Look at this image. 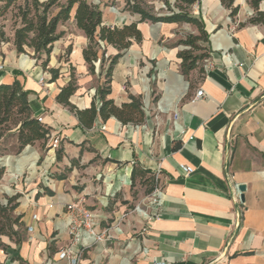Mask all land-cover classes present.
Listing matches in <instances>:
<instances>
[{
  "label": "crops",
  "instance_id": "0c3cea01",
  "mask_svg": "<svg viewBox=\"0 0 264 264\" xmlns=\"http://www.w3.org/2000/svg\"><path fill=\"white\" fill-rule=\"evenodd\" d=\"M87 1L100 8L105 25L138 24L143 40L117 61L108 98L121 105L141 97L145 122L123 125L97 116L86 129L57 102L74 73L71 103L99 107L98 89L119 53L101 43L95 73L89 71L76 7L58 27L63 36L46 70L32 51L18 54L13 40L2 42L0 84L20 82L32 116L43 119L50 136L44 148L37 143L0 158L6 168L1 185L7 196L20 195L15 214L23 216L22 242L2 237L7 249L0 248V264H69L59 252L71 240L67 205L75 203L95 212L100 230L120 221L114 238L86 250L79 264H264V25L246 24L254 15L249 0H235V19L220 0L189 9L205 24L209 57L203 72L188 77L175 44L198 34L194 25L142 21L127 6L132 0ZM162 1L157 12L143 8L169 15ZM167 1L174 9L175 1ZM52 69L59 70L55 81ZM199 90L205 96L195 101ZM181 165L195 172L188 176ZM135 168L144 174L133 185ZM158 170L161 211L147 222L129 209L149 194L152 185L144 181Z\"/></svg>",
  "mask_w": 264,
  "mask_h": 264
},
{
  "label": "trees",
  "instance_id": "16d2710c",
  "mask_svg": "<svg viewBox=\"0 0 264 264\" xmlns=\"http://www.w3.org/2000/svg\"><path fill=\"white\" fill-rule=\"evenodd\" d=\"M132 1L134 4L132 5L129 1L127 6L131 11L140 14L142 21L151 20L153 22L194 25L198 34H188L181 37L175 45L182 47L178 52V57L181 59V72L185 77L197 69L203 72L202 63L209 57L206 46L209 42V35L205 30L203 20L192 16L189 12V9L200 3L201 0H174L173 7L176 11L169 1L164 0L170 14L159 17L146 11L142 7L141 0ZM220 1L225 8L230 10V17L235 19L239 11V7L234 5L235 0ZM13 2L14 0H0V4L3 3L2 6L0 5V14L8 10ZM261 2L262 0H251L250 4L255 16L250 18L246 24L264 25V10L259 8ZM74 7H76V24L88 38V46L83 55L89 65V71L95 73V64L99 61L98 50L101 43L106 46H114L119 53L110 60L105 74V83L98 89L101 100L99 107L93 103L91 108L81 110L71 103L70 99L78 88L74 73L71 74L70 82L58 94L57 102L74 113L86 129L92 128L97 116H100L104 121L114 117L123 125L143 124L146 115L141 97H131L130 102L121 105L108 98L111 94L112 72L117 61L131 47L133 41L140 43L143 40L137 23L134 22L122 27L105 25L103 12L87 0H67L66 3H62V0H26L25 7L20 8L19 11L21 26L17 27L14 32L13 43L17 53L28 54L30 49L33 52V57L41 61L42 67L46 70L50 62L53 45L63 36V33L58 31V27L71 19ZM6 41V33L0 27V44ZM104 58L103 54L102 63ZM50 72L52 74L51 80L55 81L59 77V70L52 69ZM6 133H11L13 137H16L17 154L21 153L25 147L37 143H40L44 148L50 136V129L32 116L28 92L18 81L12 84H0V142L5 138ZM57 158H60V151L57 153ZM5 174L6 168L0 165V183ZM143 174V171L135 168L132 184L134 185L136 178L143 176ZM153 175L144 181L145 184L150 183L152 185L150 192L153 190ZM19 198L20 195L16 194L11 197L5 195L4 200L0 199V248L7 249V246L1 242L4 236L17 244L22 242L20 230L23 216L15 214L20 204Z\"/></svg>",
  "mask_w": 264,
  "mask_h": 264
},
{
  "label": "built area",
  "instance_id": "2783aa9c",
  "mask_svg": "<svg viewBox=\"0 0 264 264\" xmlns=\"http://www.w3.org/2000/svg\"><path fill=\"white\" fill-rule=\"evenodd\" d=\"M113 10H116L113 8ZM4 65H0V70ZM205 96L203 90L197 91L194 100L202 99ZM42 123L43 119H38ZM192 139V138H191ZM186 175H192L195 170L188 165H181ZM153 190L142 198L133 208L129 209L130 214H138L145 221H149L159 216L164 195L161 184V170L153 173ZM101 179V176H99ZM71 213L69 221L70 243L59 252V259L66 260L69 264H79L83 253L91 248L106 244L114 238V234L120 231V221L117 223L99 229L98 216L94 211L85 208L80 203L67 205Z\"/></svg>",
  "mask_w": 264,
  "mask_h": 264
},
{
  "label": "rangeland",
  "instance_id": "374dc122",
  "mask_svg": "<svg viewBox=\"0 0 264 264\" xmlns=\"http://www.w3.org/2000/svg\"><path fill=\"white\" fill-rule=\"evenodd\" d=\"M25 1L26 0H14L11 7L8 10H6L4 13L0 14V27L6 33L7 41L13 40L15 29L21 26L19 11H20V8L25 7ZM162 2H163L162 0H141L142 7H144L146 10L150 12L152 11L157 12L156 8L160 7ZM250 3H251V0H249V4ZM0 5L2 6L3 3H1ZM250 7H251V4H250ZM259 8L260 10H264V0H262V2L260 3ZM162 9L164 10V8H161V10ZM251 9L253 8L251 7ZM253 16H255V14ZM28 51H31V50L29 49ZM12 135L13 134L11 133H6L5 138L1 140L0 142V156L1 157H4L10 153L17 154L16 153V150H17L16 137H13ZM4 191H5L4 187L0 183V199L1 200H4V196L6 195Z\"/></svg>",
  "mask_w": 264,
  "mask_h": 264
},
{
  "label": "water",
  "instance_id": "95a60500",
  "mask_svg": "<svg viewBox=\"0 0 264 264\" xmlns=\"http://www.w3.org/2000/svg\"><path fill=\"white\" fill-rule=\"evenodd\" d=\"M240 191L244 192L245 191V186H243V185L240 186ZM241 199H242V201L244 200V196L243 195L241 196Z\"/></svg>",
  "mask_w": 264,
  "mask_h": 264
}]
</instances>
